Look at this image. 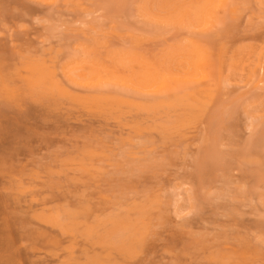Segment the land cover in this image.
<instances>
[{
  "label": "rangeland",
  "instance_id": "1",
  "mask_svg": "<svg viewBox=\"0 0 264 264\" xmlns=\"http://www.w3.org/2000/svg\"><path fill=\"white\" fill-rule=\"evenodd\" d=\"M217 4L0 0V264H264V0Z\"/></svg>",
  "mask_w": 264,
  "mask_h": 264
},
{
  "label": "bare ground",
  "instance_id": "2",
  "mask_svg": "<svg viewBox=\"0 0 264 264\" xmlns=\"http://www.w3.org/2000/svg\"><path fill=\"white\" fill-rule=\"evenodd\" d=\"M201 1V0H200ZM220 0H202V5L199 7V10L198 11H200L202 14H204V15H206V17L213 11V9H215V7H216V5H218L217 4V2H219ZM194 3V2H193ZM201 3V2H200ZM228 5V4H227ZM230 5H233V4H230ZM194 6V5H193ZM225 6H226V3H225ZM228 7H229V5H228ZM217 8V7H216ZM222 8H223V6H222ZM216 10V9H215ZM222 12V11H221ZM224 13V12H223ZM203 21L205 20V18L204 19H202ZM210 20V19H209ZM206 21V20H205ZM217 21V20H216ZM202 23V22H201ZM204 24V23H203ZM206 25V24H205ZM204 26V25H203ZM201 28V27H200ZM202 42V41H201ZM197 50V55L199 56V57H196V56H194V57H196V58H193V60H194V62L192 61V63H193V66H192V68H196L197 70H199V71H194V69H193V73L194 72H196V73H194V74H196V75H198L199 74V77H200V74L201 73H199V72H201L202 70H200L198 67H196L197 65H196V63H197V61H198V63L199 62H201V61H203L204 60V58H202V55L201 54H204L205 56H206V54L205 53H203V52H199L198 53V49H196ZM195 50V51H196ZM200 51V50H199ZM204 56V57H205ZM208 56V55H207ZM201 58H202V60H201ZM209 58V57H208ZM196 59H198V60H196ZM205 61V60H204ZM207 61V60H206ZM205 61V62H206ZM208 61H209V59H208ZM189 62V61H188ZM187 62V63H188ZM210 62V61H209ZM122 63V62H121ZM197 63V64H198ZM123 64V63H122ZM204 64V63H203ZM59 65V64H58ZM183 66V65H182ZM195 69V70H196ZM79 70V69H78ZM192 70V69H191ZM188 71H189V69H188ZM109 73V72H108ZM193 73H191V74H193ZM97 74V73H96ZM158 74V73H157ZM159 75V74H158ZM196 75L195 76H191V78L192 77H195L194 78V80L196 79ZM149 76V75H148ZM153 76V75H152ZM189 76V75H188ZM119 77V76H118ZM141 77H144V76H142V74H141ZM159 77V76H158ZM167 77V76H166ZM6 78V77H5ZM160 78H162V77H160ZM188 78V77H187ZM201 78V77H200ZM163 79V81L165 80L164 79V77L162 78ZM167 79H169V78H167ZM190 79V78H189ZM193 79V78H192ZM145 80V79H144ZM156 80H157V78H156ZM109 81V80H108ZM155 81V80H154ZM199 81V80H198ZM145 82V81H144ZM159 82V81H158ZM162 82V81H161ZM160 82V85L161 84H163V82L161 83ZM200 82V81H199ZM171 83V82H170ZM169 83V84H170ZM188 83V82H187ZM193 83V82H192ZM10 84V83H9ZM150 84V83H149ZM173 84H175V83H173ZM152 86L154 85V86H156L155 85V83H153V84H151ZM175 85H177V84H175ZM188 85V84H187ZM166 86V85H165ZM186 86V85H185ZM192 86V85H191ZM176 87V86H175ZM147 88H149L148 86H147ZM151 89V88H150ZM149 89V90H150ZM173 89V88H172ZM108 91V90H107Z\"/></svg>",
  "mask_w": 264,
  "mask_h": 264
}]
</instances>
